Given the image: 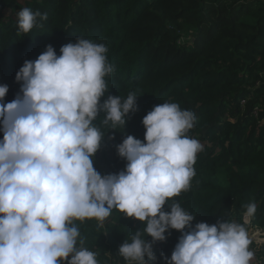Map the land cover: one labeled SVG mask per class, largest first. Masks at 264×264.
Masks as SVG:
<instances>
[{
	"label": "clouds",
	"instance_id": "clouds-1",
	"mask_svg": "<svg viewBox=\"0 0 264 264\" xmlns=\"http://www.w3.org/2000/svg\"><path fill=\"white\" fill-rule=\"evenodd\" d=\"M38 17L43 21L47 14L21 9L18 30L42 27ZM59 52L46 45L38 58L23 63L11 102L4 103L8 86H0V264H99L74 221L94 219L103 226L114 209L143 224L118 247L128 264L155 261L153 245L165 241L169 230L181 235L165 264H250V245L260 235L250 234L255 203L245 206L242 222L194 226L195 216L178 202L169 204L189 189L202 151L187 135L194 113L175 102L154 106L141 121L143 141L127 135L116 146L125 168L101 175L93 157L105 132L93 121L103 113L109 129L124 127L138 96L108 95L101 102L105 77L113 71L104 44L78 37Z\"/></svg>",
	"mask_w": 264,
	"mask_h": 264
},
{
	"label": "trees",
	"instance_id": "trees-1",
	"mask_svg": "<svg viewBox=\"0 0 264 264\" xmlns=\"http://www.w3.org/2000/svg\"><path fill=\"white\" fill-rule=\"evenodd\" d=\"M20 1L0 0V86H8L4 103L19 93L16 72L46 45L59 55L61 46L78 37L104 44L113 71L105 77L108 91L101 102L108 95L126 99L135 92L137 110L114 130L102 124L103 113L93 121L105 132L94 168L101 175L123 170L126 161L116 146L127 135L143 141L142 118L156 105L175 102L194 113L187 135L201 143L202 151L196 154L189 189L169 204L178 202L195 216L194 226L222 219L242 222L245 206L255 203L250 229L264 232V0ZM25 7L47 14L43 21L37 18L42 27L26 34L17 26V13ZM74 223L99 264H128L118 247L143 228L115 209L103 226L94 219ZM165 235L153 245L156 260L148 264H165L181 233ZM250 248L257 264H264V243Z\"/></svg>",
	"mask_w": 264,
	"mask_h": 264
},
{
	"label": "rangeland",
	"instance_id": "rangeland-1",
	"mask_svg": "<svg viewBox=\"0 0 264 264\" xmlns=\"http://www.w3.org/2000/svg\"><path fill=\"white\" fill-rule=\"evenodd\" d=\"M24 1L25 0H21L20 1V4H23L24 3ZM187 39V38H186ZM185 38L183 39V40H186ZM262 124H264V121H262ZM252 231L253 232H259L260 233V235H259V237H253V242L252 243H254V244H257V245H261V243H258L257 242V240L259 239V238H264V232H261V231H259V230H253V229H250V234L252 233ZM260 240V239H259ZM264 242H262V244H263ZM250 250H252L251 248H250ZM253 251V250H252ZM250 264H257V262H256V260H255V256H254V258L250 261Z\"/></svg>",
	"mask_w": 264,
	"mask_h": 264
},
{
	"label": "built area",
	"instance_id": "built-area-1",
	"mask_svg": "<svg viewBox=\"0 0 264 264\" xmlns=\"http://www.w3.org/2000/svg\"><path fill=\"white\" fill-rule=\"evenodd\" d=\"M244 102H242V104H243ZM255 113V112H254Z\"/></svg>",
	"mask_w": 264,
	"mask_h": 264
},
{
	"label": "bare ground",
	"instance_id": "bare-ground-1",
	"mask_svg": "<svg viewBox=\"0 0 264 264\" xmlns=\"http://www.w3.org/2000/svg\"><path fill=\"white\" fill-rule=\"evenodd\" d=\"M264 239V238H263Z\"/></svg>",
	"mask_w": 264,
	"mask_h": 264
}]
</instances>
